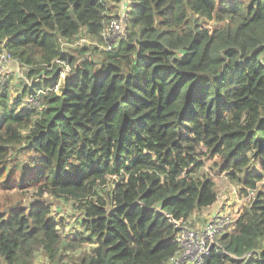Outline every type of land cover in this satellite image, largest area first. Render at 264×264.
I'll return each instance as SVG.
<instances>
[{
    "label": "trees",
    "instance_id": "obj_1",
    "mask_svg": "<svg viewBox=\"0 0 264 264\" xmlns=\"http://www.w3.org/2000/svg\"><path fill=\"white\" fill-rule=\"evenodd\" d=\"M122 1L0 0V52L34 81L0 93V184L72 201L82 227L61 235L47 201L0 206V264H169L171 217L218 201L208 158L254 195L203 264H264V0H128L107 50ZM57 60L60 93L25 107Z\"/></svg>",
    "mask_w": 264,
    "mask_h": 264
},
{
    "label": "rangeland",
    "instance_id": "obj_2",
    "mask_svg": "<svg viewBox=\"0 0 264 264\" xmlns=\"http://www.w3.org/2000/svg\"><path fill=\"white\" fill-rule=\"evenodd\" d=\"M128 0H123L120 3V6L116 9H113L109 13V18L106 22V29L104 32L105 37L108 39L109 43L116 44L122 37L125 35L126 29L120 30V24L125 23L127 26V9H128ZM83 35V34H82ZM87 37L83 35L82 38ZM80 37L75 41L80 42ZM89 42L93 45L100 44L99 41L91 37H87ZM73 48H76L75 45H70ZM100 46V45H98ZM76 50V49H74ZM72 50V51H74ZM102 53V52H101ZM95 59L97 62L101 61L102 56L100 52H96ZM10 73L6 82H2L0 85V93L7 90L11 102L18 99L17 97L21 94V91L24 90L25 85L27 84V79L25 78V72L27 66L12 61L10 65ZM22 161L25 160V157H22ZM219 158H208L205 161V166L198 172V175H207L215 181L216 188L218 191V202L213 205V208H208L205 210L197 211L191 220L193 226L198 224H203L208 221L213 213L220 207L221 204L227 203L229 208L232 210L233 215L236 218V215L243 212L247 209L251 201L248 199L247 194H242L239 190L240 185L229 178L224 172L220 171L219 166L216 164ZM259 188L264 189V181L260 184ZM49 202L52 204V217L60 223L59 231L61 235H68L74 233L75 231L82 230V227L78 223L80 218V212L72 205V201L65 198H53L52 196L45 194L42 197L35 194L33 189L29 188H18V187H7L1 181L0 184V206L4 208L10 204L20 205L28 207L29 205L35 202ZM223 201L224 203H220ZM231 205H230V204ZM264 245V240L261 241ZM220 244H218V248ZM91 246H88L90 249ZM262 248V246H261ZM88 249L86 251L88 252ZM222 250V248L220 249ZM75 254V253H74ZM65 260H69L66 255ZM35 264H50L48 259L43 254L39 253L35 259ZM171 264V263H169Z\"/></svg>",
    "mask_w": 264,
    "mask_h": 264
},
{
    "label": "built area",
    "instance_id": "obj_3",
    "mask_svg": "<svg viewBox=\"0 0 264 264\" xmlns=\"http://www.w3.org/2000/svg\"><path fill=\"white\" fill-rule=\"evenodd\" d=\"M126 27L125 23H121L119 28L120 30H123L126 29ZM116 44L108 42V46H104L103 48L109 50ZM12 61H16L18 63L17 59L12 58L11 55L5 51V49L0 52V85L2 82L5 83L8 78V74L11 71L10 65ZM56 62L64 66L59 82L51 88H41L36 92L30 93L23 101V105L25 107L40 108L42 107L43 95L48 94L50 91L60 93V88L63 86L62 81L71 71L72 67L60 60H57ZM26 82L29 85H33L34 83L33 80L29 79H27ZM253 195L254 191H249L247 195L248 199H252ZM220 203L224 202L221 201ZM237 217L238 214L235 218L227 203L221 204L208 221L196 226L192 225L191 220L181 223L171 217V221H173L177 227L179 251L172 258L170 263L203 264L211 255L213 248H216L219 244L218 239L225 234L233 232L235 228L234 223Z\"/></svg>",
    "mask_w": 264,
    "mask_h": 264
},
{
    "label": "crops",
    "instance_id": "obj_4",
    "mask_svg": "<svg viewBox=\"0 0 264 264\" xmlns=\"http://www.w3.org/2000/svg\"><path fill=\"white\" fill-rule=\"evenodd\" d=\"M217 202H218V201H217ZM215 204H216V203H215ZM229 204H230V203H229ZM230 205H231V204H230ZM208 208H213V205H212V206H210V207H208ZM208 208H205V209H208ZM205 209H204V210H205Z\"/></svg>",
    "mask_w": 264,
    "mask_h": 264
}]
</instances>
